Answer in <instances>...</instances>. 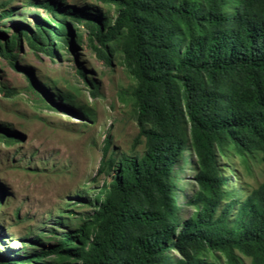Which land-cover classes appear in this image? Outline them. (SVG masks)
<instances>
[{"label": "trees", "instance_id": "obj_1", "mask_svg": "<svg viewBox=\"0 0 264 264\" xmlns=\"http://www.w3.org/2000/svg\"><path fill=\"white\" fill-rule=\"evenodd\" d=\"M102 1L117 6L113 18L53 0L42 6L92 20L107 61L110 42L120 47L136 80V140L144 150L119 156L106 137L97 173L110 180L93 212L38 252L0 253V264H219V256L264 264V182L242 198L218 164L230 154L259 152L264 160V0ZM35 22L23 33L35 50L53 56L55 39L72 47L66 19ZM6 40L0 56L16 66L17 37ZM186 152L198 168L185 201L194 211L184 218L174 168Z\"/></svg>", "mask_w": 264, "mask_h": 264}, {"label": "rangeland", "instance_id": "obj_2", "mask_svg": "<svg viewBox=\"0 0 264 264\" xmlns=\"http://www.w3.org/2000/svg\"><path fill=\"white\" fill-rule=\"evenodd\" d=\"M43 1L0 0V45L17 37L10 49L16 66L0 56V253L38 252L93 212L102 183L110 180L97 173L106 137L110 151L119 156L144 150L143 138L136 140L131 94L136 80L120 47L110 42L113 51L107 61L98 50H110L94 39L88 26L92 20L50 12ZM53 1L93 9L109 19L117 12L115 4L102 0ZM36 18L55 26L66 19L72 47L61 46L55 39L56 51L51 56L30 46L23 33L35 29ZM62 93L69 101L63 100ZM84 110L91 116L84 115ZM218 164L227 178L226 187L242 198L264 182L259 152L244 158L219 156ZM197 168L190 152L174 168L177 204L184 218L194 211L185 201L196 189ZM172 253L179 255L176 250ZM243 260L250 264L248 258ZM217 262L226 264L223 256Z\"/></svg>", "mask_w": 264, "mask_h": 264}]
</instances>
